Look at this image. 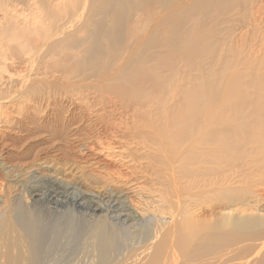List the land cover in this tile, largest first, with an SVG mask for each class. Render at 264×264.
I'll use <instances>...</instances> for the list:
<instances>
[{
    "label": "bare ground",
    "instance_id": "1",
    "mask_svg": "<svg viewBox=\"0 0 264 264\" xmlns=\"http://www.w3.org/2000/svg\"><path fill=\"white\" fill-rule=\"evenodd\" d=\"M247 2L0 0V60L24 70L0 99L69 140L31 161L55 159L48 170L74 177L0 158V175L21 189L0 198V264H59L42 257L48 225L53 244L76 239L60 264H264V52L250 62V94L204 101L161 51L195 11L240 13Z\"/></svg>",
    "mask_w": 264,
    "mask_h": 264
},
{
    "label": "rangeland",
    "instance_id": "2",
    "mask_svg": "<svg viewBox=\"0 0 264 264\" xmlns=\"http://www.w3.org/2000/svg\"><path fill=\"white\" fill-rule=\"evenodd\" d=\"M257 2L259 4H257ZM261 2H262V4H260ZM254 3H255V5H253ZM262 5H264V0H253L252 3L250 0H248L247 7L244 8L240 13L238 12V10H236L237 12L235 13V11H234L235 9L233 10L232 13L230 12L231 10H229L227 12H224L223 14H219L217 11H214V9L211 10L210 12H206V13H204L202 11H199V12L195 11V15L189 17L183 23L182 31H180V32H179V30L175 31V33L172 35L173 43H171V45H173V46L170 45L168 48H164L161 51L164 54V56H163L164 60L169 59L170 63H172V65H174V67H176L177 69H182L183 71L185 70V72H187L186 70H188L189 73L187 72L188 76H186V79H185L186 80L185 86L188 89V91L190 90L189 96L192 93V94H195L194 96H192V98L198 97V99L201 98L204 101H213V100L215 101L217 99V97L218 98L221 97L220 99H222V100L224 98L227 99L226 97H229V99L232 100L236 96L238 97L240 95V93L242 95H244L245 93L247 95L250 94L251 89L250 88L248 89V87H251L250 81L253 78L252 74H251L252 73L251 68H252L254 58L252 59V57L254 55V52L257 53L259 56H261L262 53L264 52V47H263L264 46V42H263L264 41L263 40L264 39V33H263L264 32V19H263L264 16H262V14L264 15V10L260 9L261 12H263V13L260 12V14H258L259 18L257 17V19H254V16L252 14H254V12H256L258 10V8H261ZM256 6H257V9H256ZM1 13L2 12H0V14ZM216 13H218L219 15H216ZM2 15H3V13L0 15V18L2 17ZM1 19H3V18H1ZM259 19H261V20L259 21ZM212 21L214 22L213 24H212ZM254 21H256L257 24L256 23L254 24ZM258 21H259V24H258ZM0 22H2V20H0ZM19 24L21 26V25H23V22L20 21V22H18V25ZM214 24L216 25V27ZM203 26H205V27H203ZM261 30L263 32H261ZM188 37H189V39H186ZM254 37H255V39H254ZM178 39H179V41H178ZM174 40L179 42V43L181 42L180 44L178 43V45H181V47L183 46V48H181L182 51H181V49H179L180 46L174 47L177 45V43ZM243 41H245L246 43L245 42L243 43ZM185 43H186V45H185ZM189 43H191V44H189ZM253 47H255V48L257 47V48L255 49ZM208 48H209V50H208ZM259 48H262L263 50L259 49ZM257 49H259L260 51ZM172 50H173V52H171ZM176 50L178 51V53ZM183 52H184V56L181 55V54H183ZM165 53H166V55H165ZM194 54H195V56H194ZM200 54H201V56H200ZM262 56H264V54ZM187 57L189 58V60ZM193 57L194 58L196 57V58L194 59ZM186 60H188L190 63L188 61L186 62ZM239 60H241V61H239ZM206 61H207V63H206ZM178 62H179V64H178ZM191 62H192V64H191ZM187 63H188V65H187ZM242 64H243V66H242ZM19 66L20 65H18V63L9 64L7 62L4 63V61L1 62V60H0V74H1L0 75V89H2V91H0V93H2L4 95V93L6 92L4 96H6L8 91L13 92L14 89L12 90V88H14V87L12 85H15L16 82L19 81L20 77L22 75H24L23 66L22 67L21 66L19 67ZM203 66H204V68H203ZM186 67H188V68H186ZM240 68H242L243 71ZM232 69H234V70H232ZM190 71H191V73H190ZM200 72H201V74H199ZM235 72H237V73H235ZM230 73H232V74L230 75ZM239 74H240V76H241V74H243L241 76V77H243V79H240L238 77ZM230 76H232L231 80H230ZM235 76H237L239 78V80H242V81H240V83L246 82V84H240L239 80L237 82V79H236L237 77L235 78ZM2 77L5 80H2L3 79ZM227 77H229V78H227ZM248 77H250V80ZM15 78H16V82L14 80ZM10 80H14L15 84L13 82L11 83ZM234 81H236L237 83ZM3 82H4V84H3ZM229 83L231 84V86ZM232 83H234V85ZM238 83L240 86L243 85L244 88L247 86V90H244L242 88V86L239 87ZM222 84H225V85L222 86ZM218 85H219V87H218ZM216 87H217V90H216ZM231 87L233 88V91H232ZM234 87L237 88L239 91L236 90ZM227 88L230 90H228ZM7 89H8V91H5ZM218 89H220V90H218ZM221 89H222V91H221ZM3 90H4V92H3ZM215 90L218 93H216ZM219 91H221L222 95H225V96L224 97L221 96L220 95L221 92H219ZM228 91H229L228 94L231 96H229V95L226 96L227 93H225V92H228ZM12 92H10V94H12ZM230 92L231 93L233 92V93L230 94ZM234 92L235 93L237 92L238 94L237 93L235 94ZM200 93H202L201 94L202 96H200ZM10 94L8 93V95H10ZM233 94H234V96H232ZM3 95L1 96V98H7L8 99V95H7V97H4ZM244 97H245V95H244ZM219 101H221V100H219ZM0 102L2 103V104L0 103L1 104L0 105V121H1L0 123H1V125L3 124L2 127L0 125V151H1L0 152V156H1L0 158L1 159L4 158V160H6L5 162H7L8 164H15L21 170H25V169L27 170L28 168L32 167V168L40 169L41 171H46V172L51 171V172L55 173V175H58L60 177L62 176V178L66 179L68 181L73 180L74 177H72L70 175L66 176V173H64V171H61V173H60L57 170H55V168L53 169L52 167L49 168V170L47 169V167L53 166L54 163H58L55 159L54 160L52 159L53 162H48V163H44V164H43L44 161L43 162H41L39 160H38V162L36 160L34 162L31 161V160H33L32 158L37 155L36 153L41 154L42 149H45L46 147H48L52 143H55L56 140L59 141V144H60L59 147L63 148V149L66 148L69 140L65 139L64 136L60 137V135L56 136V137H54V136L49 137L48 132L43 130V129H45V127L32 126L31 124H28L26 121H24V118L22 116H19L15 112L12 113L13 112L12 109H14L13 108L14 105H16L18 102L16 103L13 101V103H12V101H10L12 103L11 104V103H8L9 100H6V99L3 102L0 99ZM11 106H13V107H11ZM37 115L38 116L35 118L36 120L43 118V117H41L42 114L38 113ZM4 122H6V123H4ZM5 124H6V126H5ZM3 126H5V127H3ZM51 139H53L54 141L52 140V142H51ZM60 141H61V143H60ZM7 158H8V160H7ZM60 163H63V162H60ZM204 179H205V177H204ZM215 180H216V178H215ZM215 180H214V176H210L208 178V182L212 181L211 183H215ZM208 189H211V187ZM20 190L21 189L19 187H16L14 184L9 182V180H6L2 176V174L0 175V198L1 199H3L4 201L7 202L8 199L10 200L11 197H13L16 193L20 192ZM85 190H88V189L85 188ZM203 196H205V195H203ZM203 196H201V197L203 198ZM198 199H200V198L198 197ZM205 200H206V202H205L206 204L208 202H214L213 200H208L206 198H205ZM200 201H202V200H200ZM204 201H203V204L205 205ZM212 204L214 205L217 203L214 202ZM202 209L204 210V208H202V207L196 208V213H197V215L200 214L199 215L200 217L203 218L206 215L207 216L212 215L210 210L206 209L205 211H202ZM218 211H222V210L217 209L216 212H218ZM50 228H52L51 225L45 226L46 231L44 233V236H42V237L40 236L41 243L43 244L42 245V249H43L42 257H44L45 260L50 261L52 263H55V262H58L59 264L61 262L66 263L67 261H69L70 257H72L73 251L77 247L76 246V239L72 236L66 242L53 244L51 242V238L54 235H53L52 229H50ZM44 244H46V245H44ZM49 249H51V252H50L51 257L50 258H48L47 255L45 254V252Z\"/></svg>",
    "mask_w": 264,
    "mask_h": 264
}]
</instances>
